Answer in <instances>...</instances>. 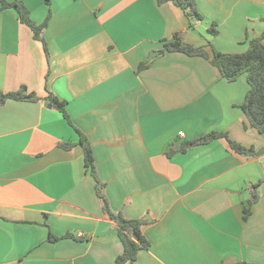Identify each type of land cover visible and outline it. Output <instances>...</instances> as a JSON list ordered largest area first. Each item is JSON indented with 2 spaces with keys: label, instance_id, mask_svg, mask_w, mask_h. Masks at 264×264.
I'll return each instance as SVG.
<instances>
[{
  "label": "crops",
  "instance_id": "0c3cea01",
  "mask_svg": "<svg viewBox=\"0 0 264 264\" xmlns=\"http://www.w3.org/2000/svg\"><path fill=\"white\" fill-rule=\"evenodd\" d=\"M18 1L36 23L48 18L47 52L15 8H0V92L33 93L0 103V264H115L122 253L75 128L110 208L147 219L149 246L125 264H264L259 158L224 137L182 149L212 131L264 148L240 108L245 75L228 81L210 63L213 50L242 52L264 34V0H196L192 27L172 1ZM174 33L209 58L160 54Z\"/></svg>",
  "mask_w": 264,
  "mask_h": 264
},
{
  "label": "trees",
  "instance_id": "16d2710c",
  "mask_svg": "<svg viewBox=\"0 0 264 264\" xmlns=\"http://www.w3.org/2000/svg\"><path fill=\"white\" fill-rule=\"evenodd\" d=\"M158 4L166 1H172L178 6L189 20V26H193L194 21L202 18L196 7V0H156ZM0 8L13 7L18 13L20 22L28 25L33 32L34 38L40 40L44 49L47 52V46L43 38V30L46 27V18L41 23H36L29 14L26 6L18 0L8 1L0 0ZM210 33L215 34L216 29L211 25L209 29ZM264 34L257 36L249 41L248 47L242 52H220L213 50V54L210 58V63L214 65L220 76L228 81H234L241 74H244L248 83V90L245 94L243 102L240 104V108L245 114L248 123L251 127L255 128L259 133L264 132V44L262 42ZM160 54L165 52H183L187 55H196L209 58L207 52L202 46H196L184 42L182 36L179 33H174L171 40L163 41ZM145 66V63H141L139 68ZM33 93L27 92L25 86H21L15 91L0 92V103L6 99H28L31 98ZM48 98L53 101L54 106L63 114L64 118L73 125L66 109L65 102L59 100L57 97L49 95ZM74 126V125H73ZM80 137V143L83 148V160L85 170L94 177L95 189L97 196L101 201L102 211L117 225V236L119 237L123 251L115 258V264H125L136 259L137 253L140 249L147 248L149 242L142 233V226L147 223L145 218H125L121 212L113 211L110 208L108 199L104 193V183L99 179L92 149L86 137L75 128ZM224 137L227 139L229 146L232 150L244 154L254 155L255 151L252 146H244L231 138L226 133L212 131L206 135L197 137L184 144L185 147L205 144L213 139ZM66 146V145H65ZM257 185L251 190V195L244 206L243 218L246 219L251 213L253 204L258 199V192L256 190ZM50 239L55 240L56 237ZM249 264V263H243Z\"/></svg>",
  "mask_w": 264,
  "mask_h": 264
},
{
  "label": "water",
  "instance_id": "95a60500",
  "mask_svg": "<svg viewBox=\"0 0 264 264\" xmlns=\"http://www.w3.org/2000/svg\"><path fill=\"white\" fill-rule=\"evenodd\" d=\"M48 106H50L53 101H46L45 102ZM177 147L179 148V145H177ZM255 156L259 158L260 162L262 163V165L264 166V148H260L255 152Z\"/></svg>",
  "mask_w": 264,
  "mask_h": 264
},
{
  "label": "built area",
  "instance_id": "2783aa9c",
  "mask_svg": "<svg viewBox=\"0 0 264 264\" xmlns=\"http://www.w3.org/2000/svg\"><path fill=\"white\" fill-rule=\"evenodd\" d=\"M179 135H180V136H183V133L180 132ZM77 236H78V237H83V233H78Z\"/></svg>",
  "mask_w": 264,
  "mask_h": 264
}]
</instances>
